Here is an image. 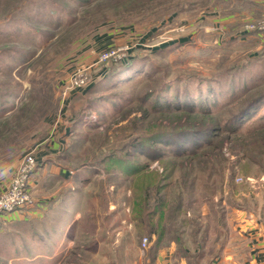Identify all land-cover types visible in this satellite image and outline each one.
<instances>
[{
  "label": "rangeland",
  "instance_id": "1",
  "mask_svg": "<svg viewBox=\"0 0 264 264\" xmlns=\"http://www.w3.org/2000/svg\"><path fill=\"white\" fill-rule=\"evenodd\" d=\"M261 18L264 0H0V172L9 174L0 186L28 153L72 170L47 183V195L78 196L70 238L119 241L115 264L138 263L149 248L142 237L154 245L155 235L145 219L136 225L133 179L108 168L105 151L178 122L224 125L250 105L234 131L197 138L196 154L156 142L171 163L160 192L170 264H209L226 245L240 256L245 227L264 224V150L250 149L264 142ZM178 104L192 110L182 115ZM148 153L133 161L161 171ZM147 198L150 208L154 187ZM0 220V264H17L33 225Z\"/></svg>",
  "mask_w": 264,
  "mask_h": 264
},
{
  "label": "crops",
  "instance_id": "2",
  "mask_svg": "<svg viewBox=\"0 0 264 264\" xmlns=\"http://www.w3.org/2000/svg\"><path fill=\"white\" fill-rule=\"evenodd\" d=\"M38 164L36 163L37 167L31 178L35 203L19 213L9 214L6 218H2L6 219V224L31 222L33 225L32 241L26 244L28 252L17 253L13 257L15 262L17 264L19 262L28 264H115L121 242L75 241L70 238L72 228L78 223L80 217L81 205L78 196L68 192L57 196H55L56 192H49L47 195V190H50L51 186L47 185L48 182L53 183L54 177L67 178L73 171L64 166L54 168L53 165H47L51 163H46L44 160ZM5 171L0 172V178H9V174L6 175ZM74 180L75 185L82 181L78 177ZM68 190L71 191V189ZM245 228L249 231L241 234L243 253L238 256L233 251L232 245H229L230 249L226 245L224 255L220 259L210 261L209 264H264V224ZM152 243L153 241L149 242L145 255L139 257L138 263L137 258L134 264H170L167 249H170L169 245L173 242L169 245L167 242L151 245ZM177 261L179 264H190L185 256H181Z\"/></svg>",
  "mask_w": 264,
  "mask_h": 264
},
{
  "label": "trees",
  "instance_id": "3",
  "mask_svg": "<svg viewBox=\"0 0 264 264\" xmlns=\"http://www.w3.org/2000/svg\"><path fill=\"white\" fill-rule=\"evenodd\" d=\"M183 97H185V95H183ZM183 106L184 107H180L178 104L179 108H183L182 115L192 110L191 106L188 104H184ZM249 107L250 105L244 108V110H241L239 114L231 118V122H227L224 125H216L206 122L194 127L190 126L186 121L178 122L177 128L170 129L169 125H166L167 127L165 128H153L145 131L144 134L129 137V139L122 142L121 145L112 146L108 151H105L104 156L107 158L105 157L103 162H107L105 164L108 168H111L109 166H112L119 169L122 174L130 175L132 177V182L134 184L132 198L136 199L132 206V212L134 218L138 220L136 225L145 228L146 224L142 219L146 220L148 223L147 226L151 225L148 232L154 233V244L160 243L164 235V227L161 224V218L164 213L163 209L165 203L163 195H160V192L169 185L168 182L165 183L162 180L167 178V175L171 170V163L168 161L169 159L164 158L165 150L157 146L156 142H162L163 145L170 146L168 152L172 155L181 156L186 153L192 155L196 154L198 152L197 148L201 143L198 144L197 138L204 137L205 141H208L207 143H209L210 136L215 135V131H234L237 126H240L239 123L241 122V118L244 114L248 113L247 111ZM186 145L192 146V149L185 150L183 147ZM259 148L264 150V142L255 140L250 143L251 150H259ZM144 151L149 152L147 154L148 159H157L159 161L162 165L161 171L156 169L148 170L145 168L146 166L144 164H137L133 161L135 155L143 153ZM131 154H133L132 157L129 156ZM151 186L154 187L155 202L152 207L148 208L146 202L148 199V188ZM155 214L158 215V220L154 224L155 229H152V220L155 217Z\"/></svg>",
  "mask_w": 264,
  "mask_h": 264
},
{
  "label": "built area",
  "instance_id": "4",
  "mask_svg": "<svg viewBox=\"0 0 264 264\" xmlns=\"http://www.w3.org/2000/svg\"><path fill=\"white\" fill-rule=\"evenodd\" d=\"M254 26H251L252 29ZM259 29H264V18H261ZM84 83L83 77L75 78L72 87ZM36 160L32 153L24 155L14 175L4 185L0 186V219L6 218L13 212H20L24 208L33 205V197L30 193V175L35 168ZM149 244L146 236L141 239V248L145 249Z\"/></svg>",
  "mask_w": 264,
  "mask_h": 264
}]
</instances>
